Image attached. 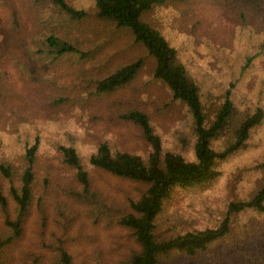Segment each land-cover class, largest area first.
Instances as JSON below:
<instances>
[{
    "label": "trees",
    "instance_id": "trees-1",
    "mask_svg": "<svg viewBox=\"0 0 264 264\" xmlns=\"http://www.w3.org/2000/svg\"><path fill=\"white\" fill-rule=\"evenodd\" d=\"M43 1L13 56L1 31L19 30L13 14L0 17V264H264V102L230 83L207 104L194 41L191 70L154 21L167 0ZM223 1L245 29L241 76L264 59L254 19L264 20V0ZM146 72L189 113L190 153L163 142L171 120L149 108ZM21 83L41 111L12 99ZM55 125L78 134L39 133ZM255 140L260 151L228 179L232 198L216 215H204V200L185 205Z\"/></svg>",
    "mask_w": 264,
    "mask_h": 264
},
{
    "label": "rangeland",
    "instance_id": "rangeland-1",
    "mask_svg": "<svg viewBox=\"0 0 264 264\" xmlns=\"http://www.w3.org/2000/svg\"><path fill=\"white\" fill-rule=\"evenodd\" d=\"M79 1L78 6L83 9L91 5L90 0ZM43 4V0H0V17L5 18L13 14L14 17L10 18L13 19V24L19 30L15 34L10 29L1 31V43L12 56L16 52L14 51V39L19 37L21 31H23L24 36L26 30H33L36 27L34 22L35 8ZM33 6H35L34 10ZM154 19L166 36L174 39L175 46L183 54L190 56V69L195 68L196 76L202 81L204 90L209 89L210 91V99L207 104L217 100L218 98L215 96L221 92L219 89L223 90L230 83H234L238 94L249 102L253 104L264 102V59L257 58L253 62L256 65L253 64L240 76V69L244 64V59L240 57V51H243L245 47V29L240 26L238 14H233L231 8L223 0H167L155 11ZM254 19L260 24L264 21L258 16ZM191 39L194 41L192 44L197 47L195 50L199 51L201 57L199 62L192 59V64L195 66L193 68L190 61ZM146 73L142 84H145L144 88L148 89L143 91V95L149 97L153 104V106L149 105V108H154L156 112L161 108L166 116H170L171 120L167 122L166 129L160 132L163 142L167 146L190 153L193 133L191 132L189 113L176 103L170 104V96L164 92L165 89L160 85L153 84L148 72ZM31 89V87L21 83L18 91L12 93L11 97L24 105L30 102L26 109L27 112L32 113L33 110L39 112L43 107L35 99L40 100V98H35L38 94L37 92L33 93ZM46 113L47 110L44 109L40 115L44 116ZM78 122L79 124L74 126L77 131H81L80 125L84 122L82 120ZM72 127H67L68 129L64 131L55 125L48 127L46 132L39 133L49 137V139L67 140L69 134H78V132H70L73 130ZM262 135L264 136V132ZM257 146L258 143L255 140L249 146L248 154H241L225 160L222 167V180L213 184L206 195L194 198L187 196L185 205H189L191 199L195 202L193 205L200 204L201 200H204L201 204V208H204V215H216L218 209H222L227 199L232 198L228 192V179L233 178L235 174H232L237 172L238 168L244 169L248 166L247 157H255L256 152L260 151L255 149ZM116 186L122 187L117 184L113 185V187ZM234 193L235 191H232V194Z\"/></svg>",
    "mask_w": 264,
    "mask_h": 264
}]
</instances>
